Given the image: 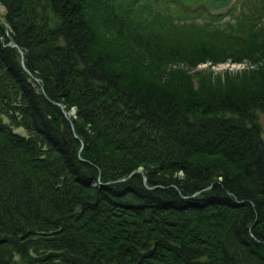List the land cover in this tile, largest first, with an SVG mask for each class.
<instances>
[{"label": "trees", "instance_id": "obj_1", "mask_svg": "<svg viewBox=\"0 0 264 264\" xmlns=\"http://www.w3.org/2000/svg\"><path fill=\"white\" fill-rule=\"evenodd\" d=\"M228 1L0 0V264H264V0Z\"/></svg>", "mask_w": 264, "mask_h": 264}, {"label": "rangeland", "instance_id": "obj_2", "mask_svg": "<svg viewBox=\"0 0 264 264\" xmlns=\"http://www.w3.org/2000/svg\"><path fill=\"white\" fill-rule=\"evenodd\" d=\"M229 3L227 5H225L224 7H217V8L211 9L210 14L215 13V12L225 11L227 8H230V7H228ZM234 6H231V7H234ZM253 6H255V7L253 9L251 8L252 9L251 11L255 12V13H259L260 12V8L258 7L259 5H253ZM263 9H264V7H263ZM249 11H250V8H249ZM4 13H5L4 8L0 6V18H2ZM258 15H260V13ZM0 22H2V20H0ZM217 29H214V30H217ZM260 29H263L262 34L264 37V17H262V20L260 22ZM246 33L248 34L247 35V37H248L250 35V31L246 32ZM13 47H15L14 44H13ZM158 61H160V63L165 64V65H162V64H160V65H162L163 72H166V75L169 76L168 77V83L169 84L173 83V82H178V80H176L173 76L177 75V76L181 77V76H183L182 73H184V74H187L190 76V81H191V86H192L191 90H194V91L199 88V78H201V79L207 78L206 74H209L213 78L217 77L223 83L226 81V80H224L226 77L235 78V80H236V79H238L239 75L242 72H246L248 70L255 71V69L257 68L256 65H258V63H250V62L248 63L246 61L234 62L231 60H226V61L215 63V64H211L210 62L206 61V62H203V63L196 65L195 68H190L188 66H185V65L177 63V62H174L177 64H172V63L166 64V62H163L159 59H158ZM262 68H263V66L260 65L259 66L260 70H258L259 75L264 72V70H262ZM243 83H245V82L243 81ZM65 116H66L67 120L69 119V117L71 119H74V110L70 109L68 112L65 113ZM2 122L8 123V121L5 118H2ZM260 122L264 125L263 119H261ZM13 132L15 134L20 135V136H25V131L21 128H14ZM176 175L180 176L179 173H177ZM149 189H151V188H149Z\"/></svg>", "mask_w": 264, "mask_h": 264}, {"label": "bare ground", "instance_id": "obj_3", "mask_svg": "<svg viewBox=\"0 0 264 264\" xmlns=\"http://www.w3.org/2000/svg\"><path fill=\"white\" fill-rule=\"evenodd\" d=\"M61 108H62V107H61ZM136 172H137V171H136ZM180 174H181V173H180ZM142 178H143V183L145 184V178H144L143 176H142ZM253 255H254V253H253ZM253 255H252V256H253ZM252 256H251V257H252ZM254 256H255V255H254ZM253 259L255 260V257H254Z\"/></svg>", "mask_w": 264, "mask_h": 264}]
</instances>
